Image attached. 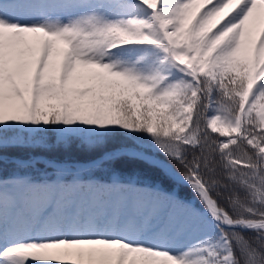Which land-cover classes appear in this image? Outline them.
Returning <instances> with one entry per match:
<instances>
[{
	"label": "snow or ice",
	"instance_id": "1",
	"mask_svg": "<svg viewBox=\"0 0 264 264\" xmlns=\"http://www.w3.org/2000/svg\"><path fill=\"white\" fill-rule=\"evenodd\" d=\"M0 264H264V0H0Z\"/></svg>",
	"mask_w": 264,
	"mask_h": 264
},
{
	"label": "trees",
	"instance_id": "2",
	"mask_svg": "<svg viewBox=\"0 0 264 264\" xmlns=\"http://www.w3.org/2000/svg\"><path fill=\"white\" fill-rule=\"evenodd\" d=\"M5 154L8 156H11V155H19L20 153H18V152H7ZM35 154L40 155V156H54V157L60 158V159L71 158V159H76V160H87L90 158L88 156V154L83 153L77 149H73L69 153H65L62 151H57V152L37 151ZM160 158L163 159V157H160ZM4 167H5V174H7V172L10 171V168L7 165H4ZM131 169L139 170L142 175H146L152 179H160L161 178L159 172L148 169L145 165H142V164L128 165L125 170H131ZM180 191H181V194L188 195V196L192 195L190 190L187 189V187L180 186Z\"/></svg>",
	"mask_w": 264,
	"mask_h": 264
},
{
	"label": "rangeland",
	"instance_id": "3",
	"mask_svg": "<svg viewBox=\"0 0 264 264\" xmlns=\"http://www.w3.org/2000/svg\"><path fill=\"white\" fill-rule=\"evenodd\" d=\"M6 155V154H5ZM161 159V158H160ZM163 160V159H162Z\"/></svg>",
	"mask_w": 264,
	"mask_h": 264
}]
</instances>
